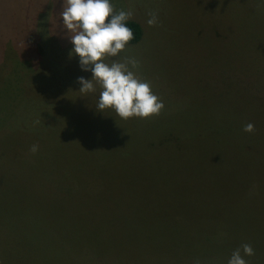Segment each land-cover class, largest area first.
Here are the masks:
<instances>
[{
  "label": "rangeland",
  "instance_id": "374dc122",
  "mask_svg": "<svg viewBox=\"0 0 264 264\" xmlns=\"http://www.w3.org/2000/svg\"><path fill=\"white\" fill-rule=\"evenodd\" d=\"M111 3L142 37L106 62L138 61L158 116L79 91L92 73L70 55L63 0H0V194L16 201L0 264H227L237 248L264 264V0ZM174 130L194 135L192 159L157 152L152 133Z\"/></svg>",
  "mask_w": 264,
  "mask_h": 264
},
{
  "label": "clouds",
  "instance_id": "9594fccd",
  "mask_svg": "<svg viewBox=\"0 0 264 264\" xmlns=\"http://www.w3.org/2000/svg\"><path fill=\"white\" fill-rule=\"evenodd\" d=\"M148 15V26H155L157 15L153 12ZM60 16L74 46L70 55H78L81 69L92 73L91 79L78 78L82 85L79 91L87 94L96 92V85L101 88L98 111L111 109L125 120L150 119L160 115L164 108L163 100L152 91L149 82L129 69V65L138 67L137 60L113 59L111 63L106 62L109 58L118 57L135 38L133 30L127 26V21L133 16L132 11L117 12L111 0H63ZM243 131L254 132V124H246ZM30 151L36 153L38 145L33 144ZM241 247L244 255L255 254L250 244L245 243ZM227 264H248L241 255V248L232 252Z\"/></svg>",
  "mask_w": 264,
  "mask_h": 264
},
{
  "label": "trees",
  "instance_id": "16d2710c",
  "mask_svg": "<svg viewBox=\"0 0 264 264\" xmlns=\"http://www.w3.org/2000/svg\"><path fill=\"white\" fill-rule=\"evenodd\" d=\"M127 26L133 30L134 37H135L132 41L129 42L128 45L137 44L142 37L141 27L137 23L132 22V21H127ZM235 86L237 87L238 90L240 87L249 86L250 89L248 91V95L251 93V90H254V85L251 84L250 81L249 82H243L240 87L238 86L237 83H235ZM243 90L244 89L240 88L239 92L243 91ZM242 96H246V95L241 94V97ZM249 97H250V95H249ZM151 137L156 138L158 140L156 144L159 145L160 148L157 152L161 153V154L167 153L168 151H170L172 154H175V155H177V157H179L183 148L187 146L186 147L187 148V151H186L187 152V158L186 159L189 160V158L192 157L194 151L196 150V149H194V142L196 140H194V135H192L191 133L185 134L183 132L176 131V130H174V131H154L152 133ZM199 138L197 139V141L199 140ZM17 144H18V142H15L12 145L16 146ZM167 146H170V148H167ZM14 154H17V153H14ZM0 200H1L0 203L2 202V204L0 205V213L6 211V209H8L9 207H13V208L16 207V205H10L12 200L14 201V203H16V201L8 195L0 194ZM4 204H6V205H4ZM28 211H29V209H28ZM35 212L37 213L36 210H35ZM44 212L45 211H43L42 213H44ZM41 217L44 218L45 216L42 215ZM39 227H41V226H39ZM49 233H51V231H49ZM52 246L53 245H51L47 242H44V249H46V254L51 255V256L52 255L56 256V254L54 252H52ZM36 260H37V258H35L33 263L36 264Z\"/></svg>",
  "mask_w": 264,
  "mask_h": 264
}]
</instances>
